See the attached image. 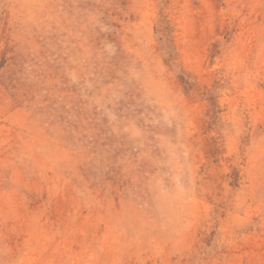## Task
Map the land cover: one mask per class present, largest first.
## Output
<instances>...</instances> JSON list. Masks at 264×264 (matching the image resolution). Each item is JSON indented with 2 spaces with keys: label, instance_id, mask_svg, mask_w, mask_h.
<instances>
[{
  "label": "rangeland",
  "instance_id": "rangeland-1",
  "mask_svg": "<svg viewBox=\"0 0 264 264\" xmlns=\"http://www.w3.org/2000/svg\"><path fill=\"white\" fill-rule=\"evenodd\" d=\"M0 264H264V0H0Z\"/></svg>",
  "mask_w": 264,
  "mask_h": 264
}]
</instances>
